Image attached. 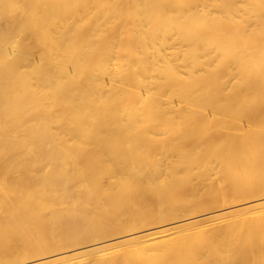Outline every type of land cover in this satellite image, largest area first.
<instances>
[{
  "label": "bare ground",
  "instance_id": "obj_1",
  "mask_svg": "<svg viewBox=\"0 0 264 264\" xmlns=\"http://www.w3.org/2000/svg\"><path fill=\"white\" fill-rule=\"evenodd\" d=\"M0 264H264V0H0Z\"/></svg>",
  "mask_w": 264,
  "mask_h": 264
},
{
  "label": "rangeland",
  "instance_id": "obj_2",
  "mask_svg": "<svg viewBox=\"0 0 264 264\" xmlns=\"http://www.w3.org/2000/svg\"><path fill=\"white\" fill-rule=\"evenodd\" d=\"M96 241H102L101 239L100 240H96ZM94 243H96V242H88L86 245H84L83 246V248L82 249H88L89 247H90V244L92 245V244H94ZM75 251L74 250H70L69 252H68V254H72V253H74ZM103 254H92V255H86L85 257H84V259L82 260V261H84V262H87V263H91L92 261H91V259L94 257V256H102Z\"/></svg>",
  "mask_w": 264,
  "mask_h": 264
}]
</instances>
